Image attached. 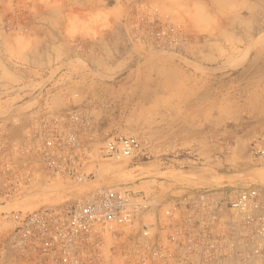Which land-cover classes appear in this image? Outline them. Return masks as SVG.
<instances>
[{"label": "rangeland", "instance_id": "rangeland-1", "mask_svg": "<svg viewBox=\"0 0 264 264\" xmlns=\"http://www.w3.org/2000/svg\"><path fill=\"white\" fill-rule=\"evenodd\" d=\"M50 115L76 135L84 183L51 177L35 138ZM136 137L132 158H102ZM264 0H0L2 213L122 187L161 206L264 188ZM8 187V188H5Z\"/></svg>", "mask_w": 264, "mask_h": 264}, {"label": "built area", "instance_id": "built-area-1", "mask_svg": "<svg viewBox=\"0 0 264 264\" xmlns=\"http://www.w3.org/2000/svg\"><path fill=\"white\" fill-rule=\"evenodd\" d=\"M61 120L48 116L35 138L42 166L51 177L84 183L91 176L76 171L75 132ZM141 151L136 137L111 138L101 157ZM250 153L264 160V137ZM1 168L10 171L9 164ZM1 215L12 264H264V188L204 191L154 207L131 190L105 187L62 205Z\"/></svg>", "mask_w": 264, "mask_h": 264}]
</instances>
